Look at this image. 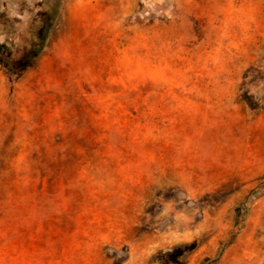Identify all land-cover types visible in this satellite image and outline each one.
Returning a JSON list of instances; mask_svg holds the SVG:
<instances>
[{
    "label": "rangeland",
    "instance_id": "374dc122",
    "mask_svg": "<svg viewBox=\"0 0 264 264\" xmlns=\"http://www.w3.org/2000/svg\"><path fill=\"white\" fill-rule=\"evenodd\" d=\"M0 264H264V0H0Z\"/></svg>",
    "mask_w": 264,
    "mask_h": 264
},
{
    "label": "trees",
    "instance_id": "16d2710c",
    "mask_svg": "<svg viewBox=\"0 0 264 264\" xmlns=\"http://www.w3.org/2000/svg\"><path fill=\"white\" fill-rule=\"evenodd\" d=\"M0 62L2 63V65L12 71V72H18L20 69H22V64H20L19 66H15L9 61V60H0Z\"/></svg>",
    "mask_w": 264,
    "mask_h": 264
}]
</instances>
